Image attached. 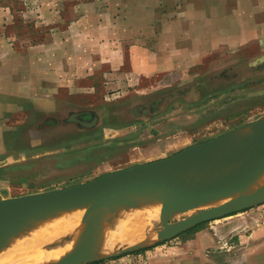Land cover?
<instances>
[{
	"label": "rangeland",
	"instance_id": "374dc122",
	"mask_svg": "<svg viewBox=\"0 0 264 264\" xmlns=\"http://www.w3.org/2000/svg\"><path fill=\"white\" fill-rule=\"evenodd\" d=\"M140 15L131 0H0V38L26 55L36 77L51 73L58 79L61 65H76L75 57L63 56V49L74 48L67 34L75 33L77 18L84 19L79 25L84 31L98 27L101 52L109 44L116 46L115 56L80 58L83 68L96 69L68 73L69 87L57 84L51 96L36 104L21 99L0 112V199L71 187L166 158L264 117V39L183 57L172 71L144 75L139 49L133 55L129 51L131 44L141 43L131 37L139 33ZM113 28L114 42L108 40ZM85 113L98 114L96 129L74 120ZM211 206L216 205L174 215L170 222ZM247 213L251 216L241 217ZM228 220H237L235 231L223 237L219 232ZM247 221L264 227V202L102 264H251ZM162 229L158 215L139 236L156 238ZM238 232L247 239L242 241ZM258 241L255 264H264V237ZM13 244L10 240L0 250V258L19 252ZM37 250L55 251L41 245L28 252Z\"/></svg>",
	"mask_w": 264,
	"mask_h": 264
},
{
	"label": "water",
	"instance_id": "95a60500",
	"mask_svg": "<svg viewBox=\"0 0 264 264\" xmlns=\"http://www.w3.org/2000/svg\"><path fill=\"white\" fill-rule=\"evenodd\" d=\"M221 166L228 168L219 178L208 183L199 181L207 170ZM263 170L264 117L166 158L118 169L71 187L0 199V250L14 240L19 228L73 210L84 211L77 245L52 264H87L144 249L200 224L263 203L264 182H261L235 200L200 210L177 223L170 222L174 215L227 196ZM134 199L160 204L163 229L142 246L122 247L113 254L91 257L99 237L92 220L116 215Z\"/></svg>",
	"mask_w": 264,
	"mask_h": 264
},
{
	"label": "crops",
	"instance_id": "0c3cea01",
	"mask_svg": "<svg viewBox=\"0 0 264 264\" xmlns=\"http://www.w3.org/2000/svg\"><path fill=\"white\" fill-rule=\"evenodd\" d=\"M131 2L134 3V8L141 10L139 33L138 35L132 34L131 37L134 40H140L141 43L138 47L131 44L129 51L130 55H133L134 49H139L142 57L141 72L144 75L153 76L163 70L172 71L183 57L195 58L224 46L237 48L243 45L245 40L255 39L257 43L264 39V0H131ZM83 21V18H77L73 24L75 33L67 34L66 31L75 45L70 50L63 49V56L75 57L76 65H61L57 71L60 73V76L57 75L58 79L53 78L51 73L36 77V67L29 60H24L26 55L21 56V53L6 46L4 40L0 38V112L3 113L7 109L5 107L16 104L21 99L34 102L38 98L51 96L57 84L59 89L69 87L68 73L78 75L83 72H94V65L83 68L82 63L79 62L82 57L115 56V44H109L107 52L104 48L102 50L104 52H101L98 27L84 31L79 28ZM116 35L115 28H113L108 40L114 42L117 39ZM84 41L87 42L86 46ZM48 71L51 72L50 69ZM63 73L66 75L65 80H62ZM81 215L82 211L79 219ZM249 216L251 214L247 213L241 217L247 219ZM252 218L255 221V216ZM43 221L34 225L39 227L45 223V219ZM235 221L237 220H228L223 224L219 232L221 236L228 237L235 231ZM77 224L71 230L72 234L77 233ZM35 226L33 229L30 227L31 230H29L34 231L37 228ZM246 227L251 229L249 241L252 255L250 260L251 264H255V243L264 237V227L256 226L255 222L250 223L249 221ZM47 234H49L48 239L62 242V236L54 230ZM237 234L240 235L242 241L247 239L246 234L242 232ZM44 238L45 236L38 240L35 246L46 247ZM53 246L56 244L54 243ZM130 246L127 245V247Z\"/></svg>",
	"mask_w": 264,
	"mask_h": 264
},
{
	"label": "bare ground",
	"instance_id": "6f19581e",
	"mask_svg": "<svg viewBox=\"0 0 264 264\" xmlns=\"http://www.w3.org/2000/svg\"><path fill=\"white\" fill-rule=\"evenodd\" d=\"M227 168V166H221L207 170L198 179L202 183L214 181L223 175ZM261 182H264V170L259 173V175L251 179L248 183L232 191L227 196L220 197L213 202L205 204L204 206H218V204L220 205V203L224 201L227 202L229 200H235L240 194L248 192L256 184ZM123 207L124 208L116 215L107 216L105 218L96 217L92 220L93 227L99 234V237L97 239L95 249L91 253V257L113 254L118 249H120V243H122L126 237L132 238L135 235L134 240L131 242V244H129L131 246H142L153 238L154 235L144 237L139 236V234L158 221L160 204L148 203L144 199H134L132 202L127 203V205ZM81 211L83 214L84 211L80 210L70 214L60 216L58 215L54 218L45 219V223H42L39 227H37L38 225H34L35 223L39 222L37 221L19 228L14 236V241L17 239L19 240L15 242V245L13 244L14 246H17L16 249L19 252L12 255H6L5 257L3 255L4 258H0V264H52L55 260L70 254L77 245L80 233L79 224L81 217L79 219V216ZM118 219L120 220L118 221ZM76 224L77 233L72 234L71 230L74 226H76ZM33 225L37 228L31 232L30 227ZM33 227L31 228L33 229ZM53 230L58 235L62 236V242H56L55 240L53 241V239H51L56 244V246H53V242L50 243L51 240L50 238L48 239L49 234H47L49 231ZM53 233L54 232H52V234ZM43 236H45L44 241L46 244L50 243L47 246L51 247L55 251H49L48 253H44L40 250L28 252L31 246L38 244L37 241ZM127 245L124 244L123 246L127 247ZM60 255L62 256L60 257Z\"/></svg>",
	"mask_w": 264,
	"mask_h": 264
},
{
	"label": "trees",
	"instance_id": "16d2710c",
	"mask_svg": "<svg viewBox=\"0 0 264 264\" xmlns=\"http://www.w3.org/2000/svg\"><path fill=\"white\" fill-rule=\"evenodd\" d=\"M112 118H106L103 120V123H106V121H110ZM74 120L80 122L81 125H83L85 128L87 129H96L97 128V123H98V114H92V113H85V114H79V115H76ZM116 122V121H114ZM109 123V122H108ZM148 250V248H144V249H141L140 251H146ZM126 254L128 253H125V254H122V255H119V256H116V257H111V258H108L107 260H115V259H118L122 256H125ZM106 261V259H102V260H98V261H95V262H91V263H87V264H102Z\"/></svg>",
	"mask_w": 264,
	"mask_h": 264
}]
</instances>
